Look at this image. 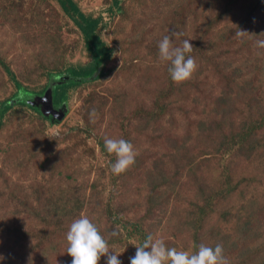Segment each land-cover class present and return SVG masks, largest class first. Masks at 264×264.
I'll list each match as a JSON object with an SVG mask.
<instances>
[{"label": "rangeland", "instance_id": "374dc122", "mask_svg": "<svg viewBox=\"0 0 264 264\" xmlns=\"http://www.w3.org/2000/svg\"><path fill=\"white\" fill-rule=\"evenodd\" d=\"M74 1L99 19L109 56L99 79L70 89L53 121L12 99L6 66L42 89L49 71L91 62L85 37L58 0H0V110L11 105L0 124V264H71L66 233L81 216L122 264L149 234L178 251L220 244L231 263L264 264V0ZM166 35L196 46L188 82H173L159 58ZM105 138L130 142L140 167L115 175ZM158 153L171 179L188 157L198 164L156 196L148 187ZM199 188L210 202L200 198L196 209ZM77 200L75 214L58 213ZM245 219L250 236L240 231Z\"/></svg>", "mask_w": 264, "mask_h": 264}, {"label": "clouds", "instance_id": "9594fccd", "mask_svg": "<svg viewBox=\"0 0 264 264\" xmlns=\"http://www.w3.org/2000/svg\"><path fill=\"white\" fill-rule=\"evenodd\" d=\"M235 35L243 38L249 34L240 30ZM257 45L264 47V41H258ZM158 49L160 60L169 64L168 72L173 82L181 84L192 79L198 65L194 57L187 55L193 51L188 39L182 42V46H174L170 36L166 35L159 42ZM96 116V110L93 109L89 113L90 122L95 123ZM104 146L108 154L116 157L111 166L115 175L125 173L134 166L137 152L130 142L122 138H105ZM112 235H117V232L113 231ZM66 241V252L72 257L71 264H99L101 257H107L106 264H122L118 254L113 251L111 252L114 254H110L108 241L87 216H81L71 223ZM130 264H229V261L223 255L220 244L214 248L200 245L197 252L190 254L188 251L168 248L162 239H154L149 234L142 245L136 246V253L130 258Z\"/></svg>", "mask_w": 264, "mask_h": 264}, {"label": "trees", "instance_id": "16d2710c", "mask_svg": "<svg viewBox=\"0 0 264 264\" xmlns=\"http://www.w3.org/2000/svg\"><path fill=\"white\" fill-rule=\"evenodd\" d=\"M62 9L64 10L65 13H67L69 16L73 18V20L76 22L80 30L82 31V35L85 37V44L87 50L91 53L92 55V60L87 66H80V67H68L66 69H62L59 71H49V80L52 81V83H47L42 89L39 90H33L28 88L26 85L22 84L20 80L17 79L16 75L14 72L11 70L10 67L6 66V70L10 73L12 79L15 82V85L17 87L16 93L13 95L12 99H15V102L18 104L22 105H27L29 107H32L36 112L41 114L42 116L46 117L47 115L43 112L42 110V101H40V96H44L46 93L47 89L51 87V96H52V103L55 108H64L62 105H64V102L68 98V92L72 87H76L78 85H81L85 82L89 81H94L99 79L103 75V67L105 65V62L107 60V57L109 56V47L106 45V43L102 40L101 36L98 35L97 33V28L99 24V19L86 16L84 13L81 12L78 4L74 0H58ZM193 42V41H192ZM194 43V42H193ZM198 45L197 43H194ZM196 46H193V51L190 54L187 55H193L195 54L196 51ZM204 46L201 45V48ZM2 105L4 106L2 110H0V124L2 123L3 119V114L5 113L6 109L11 107L9 104L8 100H5L2 102ZM224 108L221 110L223 115H227L232 111V105L229 104L228 102L225 103ZM48 118H53L52 115L50 114L47 116ZM46 117V118H47ZM54 120V119H53ZM204 129H209L206 127H203ZM255 135V134H253ZM253 140V137H249ZM184 147H185V142H184ZM207 153V152H206ZM163 154L159 153L154 156V160L152 161V174L154 173V169L157 170L158 172V178H151L149 181L150 187H148L149 192L151 191V194L160 191L161 193L165 189H169L173 186H178L179 184L176 182L177 178L180 177V174L185 170V172H190L191 170L189 169V166L192 165L194 162H196V159L198 156H191L188 157L185 162L181 165H176L175 167L176 171L172 173L173 179L170 177H167V173L165 171H161L160 169V162H163ZM138 158V157H137ZM136 158V159H137ZM176 161V160H175ZM197 163V162H196ZM136 167L139 168V164L135 163ZM134 164V165H135ZM198 164V163H197ZM175 165V164H174ZM198 166V165H197ZM151 172V169L148 171ZM153 176V175H152ZM176 176V177H175ZM154 191V192H153ZM198 192V198L197 202L194 204L196 206V209H200V198H202L205 202H210L207 199V196H205V192L203 189L199 188ZM157 196V192H156ZM201 196V197H200ZM167 199H169L168 196L163 198L162 200L164 203H161L162 205L167 204ZM254 201V200H252ZM82 202V201H81ZM72 205L69 207L67 203L62 204L63 207L61 206V209L58 213H62V216H67L71 212L75 214V212L80 210L81 203L78 202V200L75 202H71ZM57 208L55 207L53 211L56 213ZM191 212H188V216H191ZM231 212L229 213L230 216ZM239 214H235L237 216ZM248 219L243 220V225L241 226V230L246 236H250V230L251 226L249 222L247 221ZM53 223V222H52ZM197 225L193 222V227H196ZM258 257L257 252L254 255L255 257ZM229 261V260H228ZM264 263V259L262 261ZM229 264H235L231 263V260L229 261ZM245 264H248L245 263Z\"/></svg>", "mask_w": 264, "mask_h": 264}, {"label": "water", "instance_id": "95a60500", "mask_svg": "<svg viewBox=\"0 0 264 264\" xmlns=\"http://www.w3.org/2000/svg\"><path fill=\"white\" fill-rule=\"evenodd\" d=\"M51 87H49L43 97L42 101V110L46 115L53 114L56 118L61 119L63 116L62 109H56L52 103V96H51ZM41 100V99H40ZM60 114V115H59Z\"/></svg>", "mask_w": 264, "mask_h": 264}, {"label": "flooded vegetation", "instance_id": "af4514ba", "mask_svg": "<svg viewBox=\"0 0 264 264\" xmlns=\"http://www.w3.org/2000/svg\"><path fill=\"white\" fill-rule=\"evenodd\" d=\"M56 109H58V108H56ZM60 109H62V108H60ZM49 115H50V114H49ZM51 115H52V117H53V118H54V120H55L56 116H53V114H51ZM54 120H53V121H54Z\"/></svg>", "mask_w": 264, "mask_h": 264}]
</instances>
